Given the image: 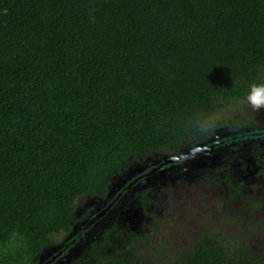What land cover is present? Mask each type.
<instances>
[{
  "label": "trees",
  "instance_id": "16d2710c",
  "mask_svg": "<svg viewBox=\"0 0 264 264\" xmlns=\"http://www.w3.org/2000/svg\"><path fill=\"white\" fill-rule=\"evenodd\" d=\"M260 81L264 0H0V264L76 244L65 240L88 214L78 217L82 200L190 149L214 146L188 166L241 197L242 170L264 163L260 113L240 103ZM195 116L211 118L205 130ZM130 184L120 191L133 195L122 207L131 225L91 236L67 264H264L248 232L187 242L162 261L131 254L141 237L154 250L135 226L161 205L156 188Z\"/></svg>",
  "mask_w": 264,
  "mask_h": 264
},
{
  "label": "rangeland",
  "instance_id": "374dc122",
  "mask_svg": "<svg viewBox=\"0 0 264 264\" xmlns=\"http://www.w3.org/2000/svg\"><path fill=\"white\" fill-rule=\"evenodd\" d=\"M241 111H235L233 118ZM259 113L258 119L263 122L259 124L263 125L264 120H260L263 110ZM222 121L223 117L217 116L209 126ZM205 152L207 150L202 153ZM155 160L160 161V158ZM136 166L133 165L134 168ZM196 171L193 165L186 166L170 174L160 175L157 181H151L149 187L160 185L156 193L161 208L156 216L152 215L151 224L143 219L135 226V231L146 233L147 227L151 229L150 234L155 238L154 250H149L141 237L128 247V252H139L138 255L147 262L162 261L164 256L177 253L178 248L187 242L208 236L220 242L221 232L228 237L239 238L248 232L247 236H243L244 239L254 247L264 249V175L256 177L250 172L248 179L245 178L248 190L241 198L230 199L217 182ZM122 181L117 179L115 183ZM86 200H82L78 206V215L91 204Z\"/></svg>",
  "mask_w": 264,
  "mask_h": 264
},
{
  "label": "flooded vegetation",
  "instance_id": "af4514ba",
  "mask_svg": "<svg viewBox=\"0 0 264 264\" xmlns=\"http://www.w3.org/2000/svg\"><path fill=\"white\" fill-rule=\"evenodd\" d=\"M259 130H260V132H258L257 135L258 136H261V135L264 136V132H262L263 128L260 127ZM222 138L224 139V137H222ZM237 138H238V136L235 137V139H237ZM226 139H228V137H226ZM216 143L218 144V142H216ZM217 144H215V145H217ZM198 149L207 150V152L200 154V155H205L209 151H213L214 146H211L210 148L206 147L204 149L203 148H198ZM208 149H212V150H208ZM190 150H188V151H190ZM188 151L186 153L181 154L179 157H176L175 159H171V158L168 159L167 161L164 162V166L161 165L160 167H156V164H155L154 169H152L146 173H144V170H146V168H147L146 166L137 165L134 168L137 171L136 175L132 178L133 180L131 179L132 181L129 180L131 184L129 186H127V189H129L130 193H135V192H140V191L142 192V191L150 188L149 185L152 184L151 181L159 180L160 175L163 176L166 174H170V173L174 172L177 168L181 169L182 167H186L189 165L190 161L196 159L197 157H200V155L197 156L196 158H191V159L189 157V159H186L185 161L180 162V160L186 154L188 156L192 154V153L188 154ZM173 160H175V161H173ZM175 162L182 163V166L178 165V167L177 166L175 167V165H172ZM254 165H255V167L252 169H249V167H247V168L242 170V178L248 179V176H245L246 171L248 172V174L250 172H252L256 177H260V176L264 175V163H263V165H257L256 163H254ZM151 187L158 189L160 187V185H158V186L152 185ZM247 190H248V188L246 187V190L242 193L244 194ZM225 193L228 195V197H230V199L241 198L243 196V194L241 195V197L230 196V192L228 189L226 190ZM117 194L111 200H107L106 199L107 197H106L104 199H100V201H95V202L93 200L89 201V203H91V204L88 205L86 207V209L83 210L82 213L78 215L79 218H82L88 212L87 216L83 217L82 220H78L76 222V224H73L74 226L72 225L73 230H72L71 234L69 235V238L65 240V243H67L70 238H73L72 243H74V242H77V243L72 245L71 247H69V244H67V246L64 247V243L55 244L50 248L48 247L49 253L47 251L43 252L44 251L43 250L40 257H39V262L37 264H46L47 261H49L53 257H54V261L51 264L71 263L72 253L78 254V252H77L78 249L80 247H82L83 243H86V241L89 240L91 238V236L97 235V233L103 234L113 226H120L121 224L131 225L130 222L132 223V219L129 218V213L128 212H122V207H123L124 201L129 199L128 197L131 198L133 195H129L128 193H125V192L122 193V191L118 192ZM150 209H146V213L144 215L145 216V222H147V224H151V221L153 220V216L150 214ZM102 211H104L105 217L92 222L91 219H92L93 215L96 213H100ZM78 213H79V211H78ZM157 214H158V210H157L156 215ZM134 216H135V214L133 213V217ZM145 231L147 234L151 235L150 234L151 229H149L147 227V229H145ZM153 239H155V238L153 237ZM61 248H63V249H61ZM66 249H67V251H66ZM58 250L62 253V255L59 254ZM57 252H58V254H57Z\"/></svg>",
  "mask_w": 264,
  "mask_h": 264
},
{
  "label": "clouds",
  "instance_id": "9594fccd",
  "mask_svg": "<svg viewBox=\"0 0 264 264\" xmlns=\"http://www.w3.org/2000/svg\"><path fill=\"white\" fill-rule=\"evenodd\" d=\"M240 103L254 112L264 109V81L251 82ZM209 119L195 116L194 123L201 131H203L208 125Z\"/></svg>",
  "mask_w": 264,
  "mask_h": 264
},
{
  "label": "water",
  "instance_id": "95a60500",
  "mask_svg": "<svg viewBox=\"0 0 264 264\" xmlns=\"http://www.w3.org/2000/svg\"><path fill=\"white\" fill-rule=\"evenodd\" d=\"M208 150H212V149H208ZM206 150H200V149H195L192 151V154L191 155H185L181 160L180 162L182 161H185L186 159H190L191 158H196L197 156H199L202 152H204ZM175 161V160H173ZM178 161V160H177ZM144 170V169H143ZM136 170L134 168H131L128 172V174L126 175V180L122 181L123 177H119L117 178L118 180L120 179L122 182H118V183H115V181L117 179H115L112 183H111V187L109 189V193L107 195V200H111L121 189L122 187L129 181L131 180L135 175H136ZM148 175V174H147ZM145 186V185H144ZM135 216H137L135 218ZM135 216L133 217L134 219H138L139 218V214L136 212ZM105 217V214H104V211L100 212V213H96L93 215L91 221L94 222L95 220H98V219H101V218H104ZM76 249V248H75ZM48 252V248H46L43 252ZM49 253V252H48ZM54 261V257L51 258L49 261H47L46 264H51L52 262Z\"/></svg>",
  "mask_w": 264,
  "mask_h": 264
}]
</instances>
